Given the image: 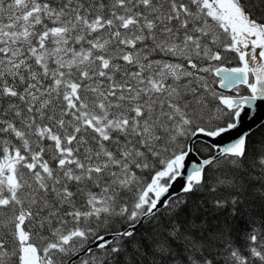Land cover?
I'll use <instances>...</instances> for the list:
<instances>
[{"label": "snow or ice", "instance_id": "1", "mask_svg": "<svg viewBox=\"0 0 264 264\" xmlns=\"http://www.w3.org/2000/svg\"><path fill=\"white\" fill-rule=\"evenodd\" d=\"M264 0H0V264H264Z\"/></svg>", "mask_w": 264, "mask_h": 264}, {"label": "water", "instance_id": "2", "mask_svg": "<svg viewBox=\"0 0 264 264\" xmlns=\"http://www.w3.org/2000/svg\"><path fill=\"white\" fill-rule=\"evenodd\" d=\"M264 121V109L261 111V114L258 116L256 122L252 123V130L256 128L260 123Z\"/></svg>", "mask_w": 264, "mask_h": 264}, {"label": "trees", "instance_id": "3", "mask_svg": "<svg viewBox=\"0 0 264 264\" xmlns=\"http://www.w3.org/2000/svg\"><path fill=\"white\" fill-rule=\"evenodd\" d=\"M264 123V121L262 122ZM259 128V125L253 129L254 132H257V129ZM256 138H259V132H257Z\"/></svg>", "mask_w": 264, "mask_h": 264}, {"label": "bare ground", "instance_id": "4", "mask_svg": "<svg viewBox=\"0 0 264 264\" xmlns=\"http://www.w3.org/2000/svg\"><path fill=\"white\" fill-rule=\"evenodd\" d=\"M263 109H264V108H261V110H260V112H259L258 116L261 114V111H262ZM258 116H257V118H258Z\"/></svg>", "mask_w": 264, "mask_h": 264}]
</instances>
